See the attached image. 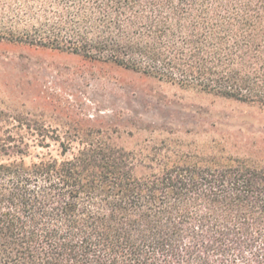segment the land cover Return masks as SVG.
<instances>
[{
    "label": "trees",
    "instance_id": "trees-1",
    "mask_svg": "<svg viewBox=\"0 0 264 264\" xmlns=\"http://www.w3.org/2000/svg\"><path fill=\"white\" fill-rule=\"evenodd\" d=\"M0 40L264 106V0H0ZM0 264H264V162L0 128Z\"/></svg>",
    "mask_w": 264,
    "mask_h": 264
},
{
    "label": "rangeland",
    "instance_id": "rangeland-1",
    "mask_svg": "<svg viewBox=\"0 0 264 264\" xmlns=\"http://www.w3.org/2000/svg\"><path fill=\"white\" fill-rule=\"evenodd\" d=\"M0 128H104L129 150L164 144L264 162V106L4 40ZM45 153L33 143L26 160Z\"/></svg>",
    "mask_w": 264,
    "mask_h": 264
}]
</instances>
